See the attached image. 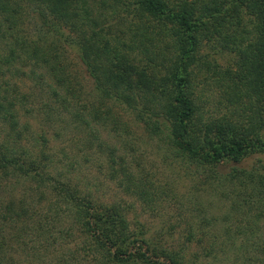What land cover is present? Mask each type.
Instances as JSON below:
<instances>
[{
  "label": "trees",
  "instance_id": "16d2710c",
  "mask_svg": "<svg viewBox=\"0 0 264 264\" xmlns=\"http://www.w3.org/2000/svg\"><path fill=\"white\" fill-rule=\"evenodd\" d=\"M23 2L37 8L43 36L26 41L17 34ZM62 28L96 98L86 109L90 120L79 112L72 118L81 117V126L89 128L96 121L113 122L114 107L124 108L149 135L161 138L174 158L200 168L205 189L229 199L233 211L239 204L258 207L239 223L229 222L233 212L217 217L222 234L217 243L223 249L210 251V246L202 255H224L232 245L227 241L240 238L251 252L261 253L256 258L243 253L240 262L264 264V238L254 235L264 219V174L241 165L227 175L217 172L256 150L264 152V0H0V38L8 47L0 60L12 61L16 45L67 91L54 44ZM204 46L228 55L230 64L208 58ZM208 80L225 96L227 113L215 115L198 102L196 87ZM6 86L0 83V190L5 181L21 180L0 195V264H203L189 251L194 239L202 241L192 225L166 219L150 231L141 219L143 207L135 213L121 197L100 199L95 189L101 182L60 173L44 135L36 151L24 148L20 141L27 128L18 124L17 99ZM105 148L104 182L148 209L156 207L157 195L145 175ZM204 215L198 209L197 228L216 224L214 216ZM216 236L208 238L214 243Z\"/></svg>",
  "mask_w": 264,
  "mask_h": 264
},
{
  "label": "rangeland",
  "instance_id": "374dc122",
  "mask_svg": "<svg viewBox=\"0 0 264 264\" xmlns=\"http://www.w3.org/2000/svg\"><path fill=\"white\" fill-rule=\"evenodd\" d=\"M19 9L16 31L20 38L28 41L38 35L43 36L45 27L41 24L37 8L23 2ZM124 21L126 22L125 18ZM61 32L62 36L57 37L58 42L54 40V44L57 63L62 69V78L68 88L67 91H64L62 86L57 87L54 84L51 72L45 67L27 60L24 52L16 45H13L16 55L12 61L7 63L0 60V83H7L9 93L16 97L19 111L18 124L25 123L27 128L20 144L28 150L36 151L40 144L39 135H44L48 139V150H46L60 161L56 164L60 173L78 177L82 180L81 182L88 178L90 184L101 182L96 189L91 186L100 199L118 201L121 197L124 202L132 203L135 213L143 207L144 213L141 214V219L150 227V231L159 228L162 223H167L166 219H169L171 223L178 222L180 227H183L186 222L192 225L195 229L194 236L201 238L202 241L198 243L194 239L189 251L199 254L203 264H250L247 260L243 261L246 256L259 257L261 253L251 252L246 242L240 241V238L236 241L233 239V243L227 241V244L232 245L228 247L224 255L217 253L212 259L209 258L210 255L207 257L202 255L203 249H209L210 246V251L223 249V246H218L217 243L219 240L217 236L222 235L220 226L217 224V217L220 219L222 214L233 212L228 218L229 222L239 223L243 222L245 216L258 212V207L239 204L233 211L229 199L221 198L216 192L205 189V178L200 168L186 160L174 158L165 148L162 139L149 135L141 124L134 121L126 109L114 107L113 115L117 118L113 122L106 121L103 124L101 121H96V123H90L89 128L85 125L81 126L84 124L81 117L86 120L91 118L87 115L86 109L91 103H96L95 93L91 90V79L77 57L76 47L67 42L68 40H63L64 37L68 39L67 29L62 28ZM47 38L48 41L52 40L51 36ZM202 53H206L208 58L217 57V62L222 66H228L231 62L228 55H218L217 50L208 49L207 46H204ZM7 54L8 47L3 38H0V56L4 57ZM203 75L207 77L208 74L203 73ZM200 83L195 91L200 95L198 102L203 103V109L215 115L227 113L230 106L225 101L222 91L211 84L210 80ZM52 89L58 93L53 95ZM75 112L81 114L79 120L72 118ZM260 132L264 136V128L260 129ZM87 141L91 143L89 147ZM100 142H102L103 150L99 147ZM106 146L113 150L116 159L118 156L123 157L125 163L132 165L134 171L145 175L144 180L150 183L151 189L157 195L159 204L156 207L154 206L152 210L148 209L138 198L128 197L112 183L104 182ZM84 156L88 157V161L83 164ZM69 162L72 163L73 170L69 168ZM240 165L259 175L264 174V152L256 150L240 163H227L221 166L220 170L218 168L217 172L220 175H227L231 168L234 169ZM19 180L21 179L16 178V181L12 179L11 184L5 181L4 192L0 190V195L10 192L11 186L19 187ZM233 180L237 182L236 179ZM202 187L204 188L201 191ZM235 200L241 202L239 197ZM245 206L249 208L246 214L243 213L247 211ZM200 208L205 214L204 217L209 219L214 216L216 220L213 222L216 224L197 228L195 222L198 221L197 212ZM258 225L260 229L254 231V235H258L261 240L264 238V219H260ZM212 235H217L214 243L208 238ZM172 238L169 236L170 240H173ZM243 253L246 256H240ZM241 258L243 263L240 262ZM260 264L263 263L260 262Z\"/></svg>",
  "mask_w": 264,
  "mask_h": 264
}]
</instances>
